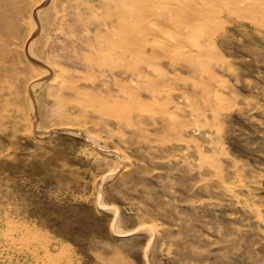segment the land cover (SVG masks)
Returning a JSON list of instances; mask_svg holds the SVG:
<instances>
[{
    "label": "rangeland",
    "instance_id": "1",
    "mask_svg": "<svg viewBox=\"0 0 264 264\" xmlns=\"http://www.w3.org/2000/svg\"><path fill=\"white\" fill-rule=\"evenodd\" d=\"M169 1L0 0V264H264V6Z\"/></svg>",
    "mask_w": 264,
    "mask_h": 264
},
{
    "label": "bare ground",
    "instance_id": "2",
    "mask_svg": "<svg viewBox=\"0 0 264 264\" xmlns=\"http://www.w3.org/2000/svg\"><path fill=\"white\" fill-rule=\"evenodd\" d=\"M167 5L165 8L168 10L170 9V10L180 11V12L182 11V12L186 13V15L183 16L184 17L183 20H185L184 22L188 23V21H197V22L200 21L201 24L206 23V24L212 25L214 20L219 15H221V12H223L225 10H230V8L231 9H239V10L242 8H249L251 10L252 9L254 10L256 6H258L259 8H262L264 6V0H179V1H173V3H171L169 1V2H167ZM151 7H152V5H151ZM167 16H168V14H164V17L168 18L169 16L168 17ZM169 18L171 19V17H169ZM217 22H218V20H217ZM215 23H216V21H215ZM160 33H162V32H160ZM167 34H169V33H167ZM144 38L145 37L142 35L141 37H138L137 39L134 37V39L132 38V40H134V42H136V43L137 42L141 43L143 41H146V39H144ZM171 40H172V38H171ZM175 40H177V39H175ZM148 44L153 46V47L157 46V47H160L163 49H168V50L172 46L169 37L162 38V34H160V36H158V37L155 36L151 41L148 42ZM56 68H57V65H56ZM6 238L8 241L9 248L11 247V248H14L15 250H19V251H23L24 249H28L27 246H28L29 239L27 241L23 237H13V236H10V234H7ZM28 250H30V249H28ZM50 260H51L52 264H58V262L60 261L59 258H57V256H52Z\"/></svg>",
    "mask_w": 264,
    "mask_h": 264
}]
</instances>
